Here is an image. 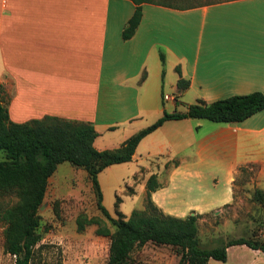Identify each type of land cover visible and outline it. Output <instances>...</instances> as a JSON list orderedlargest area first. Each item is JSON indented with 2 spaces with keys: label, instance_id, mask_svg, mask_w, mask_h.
Listing matches in <instances>:
<instances>
[{
  "label": "crops",
  "instance_id": "obj_1",
  "mask_svg": "<svg viewBox=\"0 0 264 264\" xmlns=\"http://www.w3.org/2000/svg\"><path fill=\"white\" fill-rule=\"evenodd\" d=\"M136 8L131 0H0V83L12 89L11 121L89 122L103 151L165 113L187 111L175 98L181 93L189 105L264 94V8L254 10V0L144 3L125 40ZM180 78L189 81L184 92ZM165 85L174 97L164 95ZM131 162L144 173L145 195L157 176L151 200L165 214L217 215L234 203L244 168H254L264 189V109L236 123L166 121L142 139ZM233 247L262 253L238 245L228 254Z\"/></svg>",
  "mask_w": 264,
  "mask_h": 264
},
{
  "label": "trees",
  "instance_id": "obj_2",
  "mask_svg": "<svg viewBox=\"0 0 264 264\" xmlns=\"http://www.w3.org/2000/svg\"><path fill=\"white\" fill-rule=\"evenodd\" d=\"M136 11L123 31V39L135 34L142 19L144 3L168 2L131 0ZM228 0H212L222 2ZM189 81L180 78L178 87L185 90ZM264 109V94L253 92L235 95L213 103L199 100L185 112L165 113L154 124L137 132L119 148L99 151L94 146L99 133L89 122L46 116L25 123H15L9 116L5 87L0 83V223L5 227V252L14 257V264H36L38 245L42 240V219L39 214L45 202L50 179L58 166L68 162L88 174L97 198V208L115 228L114 232L100 225L96 218L81 214L79 231L98 225L97 234L110 239L107 264H139L133 254L149 243L175 247L180 257L177 264H209L211 259L227 262L228 248L246 245L264 253V239L245 238L223 242L206 248L198 235V214L177 218L163 213L151 200V193L160 187L157 176L147 181L148 203L144 210H134L129 219L113 217L103 205L99 175L107 168L131 162L139 143L169 120L206 119L216 123L242 122ZM15 199V200H14Z\"/></svg>",
  "mask_w": 264,
  "mask_h": 264
},
{
  "label": "rangeland",
  "instance_id": "obj_3",
  "mask_svg": "<svg viewBox=\"0 0 264 264\" xmlns=\"http://www.w3.org/2000/svg\"><path fill=\"white\" fill-rule=\"evenodd\" d=\"M157 1L181 6L212 0ZM257 8H264V0H254V10ZM11 91L8 86L5 87L6 102L11 98ZM163 93L169 97L175 96V91L167 87ZM181 94L175 98L179 99V107L183 105L187 108L189 104H185V97ZM165 105L170 108L174 103L165 101ZM3 155L0 153V161ZM112 167L102 174L103 205L113 217L122 216L127 220L134 210L147 207L148 192L145 195L140 180L144 173L139 172L135 162ZM254 173V168H244L236 178L232 205L217 215L198 216V235L204 247L215 248L240 237L264 239V189L258 187ZM199 195L193 193L191 197L196 199ZM39 214L43 223V237L38 245L36 264H107L110 239L97 234L99 226L78 230L77 218L83 214L96 218L101 226L108 227L111 232L115 231L97 208L96 194L86 171L68 162L60 164L50 179ZM4 229L0 223V264H14V257L5 252ZM251 251L233 247L227 262L211 259L209 264H250L253 260L254 264H264V254H253ZM179 259L175 247L153 243L133 254V261L139 264H177Z\"/></svg>",
  "mask_w": 264,
  "mask_h": 264
},
{
  "label": "built area",
  "instance_id": "obj_4",
  "mask_svg": "<svg viewBox=\"0 0 264 264\" xmlns=\"http://www.w3.org/2000/svg\"><path fill=\"white\" fill-rule=\"evenodd\" d=\"M169 97H167V99H168Z\"/></svg>",
  "mask_w": 264,
  "mask_h": 264
}]
</instances>
